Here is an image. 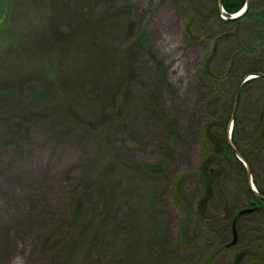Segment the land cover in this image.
<instances>
[{"label":"rangeland","instance_id":"374dc122","mask_svg":"<svg viewBox=\"0 0 264 264\" xmlns=\"http://www.w3.org/2000/svg\"><path fill=\"white\" fill-rule=\"evenodd\" d=\"M212 6V0H0V86H29L28 109L39 116L22 122L27 105L0 102L8 104L0 108V264H120L124 257L142 264L150 237L153 250L177 249L161 264H264V219L244 204L236 170L226 214L218 215L225 204L220 192L206 222L194 210L203 189L206 124L219 133L232 117L228 140L246 158L235 160L264 188V149L249 130L264 118V79L245 84L250 75L239 83L264 66V20L222 24ZM131 75L123 90L121 81ZM121 87L128 109L112 118V129L94 133V99ZM149 98L176 139L165 121L162 128L148 117ZM59 102L81 121L72 125ZM6 122L16 125L9 136ZM243 207L230 245L228 225Z\"/></svg>","mask_w":264,"mask_h":264},{"label":"trees","instance_id":"16d2710c","mask_svg":"<svg viewBox=\"0 0 264 264\" xmlns=\"http://www.w3.org/2000/svg\"><path fill=\"white\" fill-rule=\"evenodd\" d=\"M218 1H219V4H218ZM212 3H213V6H212V9L210 10L211 15L216 20L221 21L222 24L234 25V26L239 27V22L243 18H248L251 21H256L257 19H261L262 21L264 20V4H261V1L257 8L254 7V4L252 3V1H249V0H212ZM245 4H247V7L245 11H243L239 17L235 19H231V20L222 18V17L229 18L230 15L240 12L245 7ZM220 8L223 10L224 13L221 12ZM184 36L185 38H188L186 34H184ZM218 39L219 37L215 36V40L213 41L214 44L212 45L213 49H216V45L219 42ZM236 39H238L237 35H236ZM212 53H214V50L212 51ZM206 60L207 59H205L204 63L206 62ZM207 62H209V60H207ZM261 68L264 69V66H262ZM261 68L259 69L255 68V69H252L246 72L240 78L239 83L242 81V79L245 76L249 74L254 75L257 73H264V70H262ZM209 75L217 79L216 77L213 76V74L210 71H209ZM133 76L134 75H131L130 78L126 80L124 83H122L121 81L120 86H123L124 89L121 87L120 89H117L114 91L112 90V88H110V90L102 91L98 95V97L94 99L96 119L95 121H93V127L90 128L94 133H100L102 131L106 132L107 129H112L114 127L112 125V118L114 116H117L118 118V116L121 114V111H124V110L126 111L128 109L127 103L125 105L123 101H122L123 105L121 106V100L119 99L120 97L119 91L122 89L126 90L130 88L131 81L132 79H134ZM261 78L264 79L263 77L252 78L248 80L247 82H245V84L252 83ZM28 87L27 86L26 87L25 86H0V102L8 101L9 103H11V100H13L14 104L18 103L19 105L23 103L27 105V107L19 115V118L20 120H22V122H27L29 124H32V122L36 120L37 118H39V116L33 115L31 110L28 109V106L30 105L29 101L31 100V96H32V91ZM125 95L126 93L124 92L122 97L124 98ZM46 96L48 95L43 94V96L41 97H46ZM154 100H155V103H153L150 98L148 99V103L146 105L149 108V109L147 108L148 115H149L148 117H153L155 115L156 118L158 119L156 122L162 128L163 126H161L160 120L161 122L165 121L167 129L170 133V136L176 139L175 134L171 130L172 126L170 124L168 125V119L166 115L163 114L162 110L160 109L162 107L160 106V108H157L156 106L158 105L159 107V104L156 103L157 102L156 99ZM7 105L8 104L0 105V108L7 106ZM59 107L61 110L66 112L65 114L67 115L72 125H76V123H79L81 121V120L77 121L75 119L76 112L73 108H70L69 105H65L59 102ZM231 119L232 117H229L228 119H226L224 123H222L221 125L222 130L219 133H216L212 130V124H209V125L206 124L202 132L203 140L204 142H207V145L204 144V146H207L208 148L205 149L207 153L204 151L205 154L200 159L201 160L199 164L200 176L198 177V182L201 183L203 189H202V193L200 197L201 199H199L195 203L194 210L198 216V219L199 220L202 219L203 222L207 221V219L204 217L205 211L208 210L209 207L213 206V202L215 201L214 199L217 197L215 195L216 192L217 194L219 192L221 193L220 196L222 200L225 202L224 206L218 211V215L223 216L224 214H226L231 204L235 201V192L231 190L230 186L229 187L227 186L230 181V177H231L230 173L232 172V170H236L238 173V178H240L239 182L242 185V191L246 199L245 200L246 203L244 204H248L247 206H251L252 208L251 210L253 214H256L261 221L264 219L263 218L264 217L263 184L262 183L260 184V181L257 179L256 172L250 169V174H248L243 164L239 162L238 160L237 161L235 160L237 159L236 155L238 156L241 155L244 161H246V158L244 154L240 152L236 144H234L235 148H231V145L228 142L227 124H228V121H230ZM122 121L123 120L121 119V122ZM5 125H6L5 135L9 136V134H11L14 131L15 129L14 127L16 125H10L8 122H6ZM90 125L91 124L87 123L88 127H90ZM249 130L253 131V134L255 135V139L256 141H258L259 149H264V118L263 117L259 118V121L257 122V124L250 126ZM231 132L234 133L233 134L234 136L237 132L236 128L233 127ZM154 168H157V169L160 168V164H158ZM250 176L251 178L253 177L252 183L254 184L258 195H256L250 188V183H249ZM244 209L246 208L243 207L242 209L237 210L233 212L232 214L233 218L231 219V224L228 225V228L229 227L231 228L230 230L232 234H233V229H235V221L238 219V217L241 216L240 215L242 214L241 211H243ZM147 241L149 245L151 243L153 245L152 246L150 245L151 246L150 255H148V257H145V260L143 261L142 264H161L166 258L172 259L173 258L172 255L176 253L177 251L176 248L166 247V244L164 246L156 248V250H153L154 242L153 240H151V237ZM223 247L224 245L222 243L218 246V250L222 249ZM240 253L244 254L243 251ZM147 259H153V261L149 263L147 262ZM234 262L236 264L237 260L234 259ZM120 264H128L127 258L124 257L121 260Z\"/></svg>","mask_w":264,"mask_h":264},{"label":"water","instance_id":"95a60500","mask_svg":"<svg viewBox=\"0 0 264 264\" xmlns=\"http://www.w3.org/2000/svg\"><path fill=\"white\" fill-rule=\"evenodd\" d=\"M218 4H219V1H218ZM246 6H247V4H245V9H246ZM219 7H220V6H219ZM234 18H235V17H230V18H225V17H224L223 19H229V20H231V19H234ZM250 75H253V74H249V75L245 76V78H247V77L250 76ZM258 76H260V77H264V73H257V74L254 75L253 78H256V77H258ZM245 78H243V79L245 80ZM243 79H242V81L240 82L241 84L245 82ZM240 87H241V86H238V90L240 89ZM228 142H229L230 145H231L230 140H228ZM243 164H244V166H245V168H246V170H247V173L250 174V171H249V169H248L246 163L244 162ZM250 185H251V184H250ZM252 191H253L256 195H258V193H257V191L255 190V188H252ZM243 212H244V211H242L241 213H243ZM233 234H234V239H233V241L230 243V245L234 244L235 241H236V233H235V230L233 231Z\"/></svg>","mask_w":264,"mask_h":264},{"label":"bare ground","instance_id":"6f19581e","mask_svg":"<svg viewBox=\"0 0 264 264\" xmlns=\"http://www.w3.org/2000/svg\"><path fill=\"white\" fill-rule=\"evenodd\" d=\"M241 13V12H240ZM237 15H240L239 13L238 14H235V15H233L232 17H236ZM256 190V189H255Z\"/></svg>","mask_w":264,"mask_h":264}]
</instances>
